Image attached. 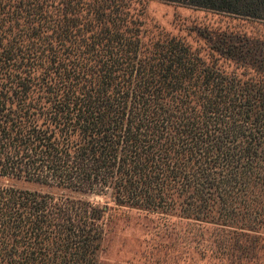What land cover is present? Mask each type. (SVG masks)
Returning <instances> with one entry per match:
<instances>
[{"label": "trees", "instance_id": "1", "mask_svg": "<svg viewBox=\"0 0 264 264\" xmlns=\"http://www.w3.org/2000/svg\"><path fill=\"white\" fill-rule=\"evenodd\" d=\"M131 2L0 0V264H102L134 213L148 264H264V39L157 38Z\"/></svg>", "mask_w": 264, "mask_h": 264}, {"label": "rangeland", "instance_id": "2", "mask_svg": "<svg viewBox=\"0 0 264 264\" xmlns=\"http://www.w3.org/2000/svg\"><path fill=\"white\" fill-rule=\"evenodd\" d=\"M133 13L140 16L149 34H170L178 36L194 48L204 50L206 45L199 42L197 33L208 29L237 32L253 38L264 39V23L239 19L233 15L186 6L169 4L159 0H132ZM95 205L113 203L108 196H83ZM128 224L120 226L110 238L103 255L102 264H148L150 256L157 258V252L148 253L149 246H157L155 236L149 235L147 222L139 224L137 213ZM149 244V245H148ZM155 245V246H154ZM147 257L148 260H145Z\"/></svg>", "mask_w": 264, "mask_h": 264}]
</instances>
